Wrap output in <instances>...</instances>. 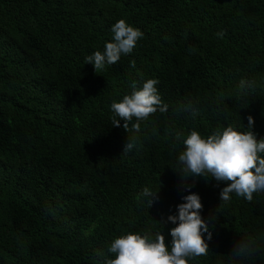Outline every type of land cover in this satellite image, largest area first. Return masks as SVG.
<instances>
[{"label":"trees","instance_id":"16d2710c","mask_svg":"<svg viewBox=\"0 0 264 264\" xmlns=\"http://www.w3.org/2000/svg\"><path fill=\"white\" fill-rule=\"evenodd\" d=\"M120 19L143 38L95 73L85 57L103 52ZM150 78L169 112L142 124L139 147L123 153L135 134L111 125L110 106ZM242 78L256 85L240 99ZM188 99L195 119L173 111ZM248 116L259 140L264 0H0V264H104L113 238L160 227L170 246L167 217L191 193L212 239L203 233L210 252L190 264H230L241 236L264 241V194L223 204L226 182L182 183L172 168L182 145L165 130L207 137L239 118L245 131ZM144 187L158 189L148 208Z\"/></svg>","mask_w":264,"mask_h":264},{"label":"clouds","instance_id":"9594fccd","mask_svg":"<svg viewBox=\"0 0 264 264\" xmlns=\"http://www.w3.org/2000/svg\"><path fill=\"white\" fill-rule=\"evenodd\" d=\"M111 31L113 41L104 45L103 52L95 51L85 57L84 64H91L95 73L116 64L122 55L130 54L144 35L124 19L115 22ZM217 36L222 38L224 33L219 32ZM131 66L135 67V63L132 62ZM158 84L157 79L150 78L142 83V87H138L137 82L133 81L130 94L124 95L119 102H112L111 125L120 127L122 120L124 130L135 134L127 136L123 153L132 152L139 147L142 124L146 126L152 117L157 114L166 116L169 112L170 106L162 100L156 87ZM255 85V80L242 78L238 84L240 99L252 92ZM173 111L177 115L187 114L192 119L199 115V108L191 99L177 104ZM247 120L248 130H238L241 127L238 118V124L227 123L207 137L196 130L185 134L183 129L168 127L166 135L182 145L175 166L172 167L180 175L181 182L186 183L191 179L194 183L197 177L209 176L217 182H226L219 193L223 204L231 201L232 194L248 202L253 201L254 194H264V137L258 140L251 131L252 116H248ZM175 146L176 143L173 144L174 148ZM157 192L158 189L144 187L138 195L148 208L157 198ZM182 199L184 202L177 205L178 214L167 217L168 221L176 225L169 230L172 238L170 246L165 243L161 227L159 231L147 229L141 233L127 232L112 239L107 252L114 258L106 259L104 264H190V261L206 257L210 251L203 233H207L210 241L212 231L200 215L203 208L200 197L191 193ZM261 255H264V241L256 237L241 236L240 242L235 245V251L228 256L230 264H251Z\"/></svg>","mask_w":264,"mask_h":264}]
</instances>
